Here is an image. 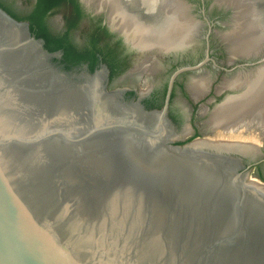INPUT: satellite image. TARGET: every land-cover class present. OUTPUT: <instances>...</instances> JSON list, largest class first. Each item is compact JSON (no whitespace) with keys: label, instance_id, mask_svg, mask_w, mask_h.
I'll use <instances>...</instances> for the list:
<instances>
[{"label":"water","instance_id":"95a60500","mask_svg":"<svg viewBox=\"0 0 264 264\" xmlns=\"http://www.w3.org/2000/svg\"><path fill=\"white\" fill-rule=\"evenodd\" d=\"M50 59L0 9V264H264V185L250 179L264 146L250 158L177 134L169 94L147 112L108 92L103 72ZM240 59L228 65H264ZM91 97L123 116L87 124L73 107Z\"/></svg>","mask_w":264,"mask_h":264},{"label":"flooded vegetation","instance_id":"af4514ba","mask_svg":"<svg viewBox=\"0 0 264 264\" xmlns=\"http://www.w3.org/2000/svg\"><path fill=\"white\" fill-rule=\"evenodd\" d=\"M115 1L120 6V16L143 19L151 25L169 15L170 5L174 4V0ZM176 3L181 5L178 15L192 23V35L184 46L168 49L152 44L134 47L116 26L119 16L108 0H0V9L28 25L31 34L51 55L50 61L56 68L67 73L103 72L108 92H122L124 103H139L147 112L162 110L169 94L166 119L174 132L183 135L181 132L186 130L184 134L191 138L202 137L210 133L205 122L216 106L228 95L242 91L218 92L219 88L236 76L250 77L249 72L257 68H232L229 59L223 60L227 47L222 35L224 29L230 28L231 10L219 8L214 0ZM208 21L212 28L207 43ZM161 27L162 31L166 29ZM207 52L210 61L190 70L206 58ZM232 62L245 61L236 58ZM180 69L185 70L175 75L171 83ZM197 80L202 82L204 90L195 97L191 86L199 83ZM263 165L252 170L261 171ZM256 177L263 180L264 176L260 173Z\"/></svg>","mask_w":264,"mask_h":264},{"label":"bare ground","instance_id":"6f19581e","mask_svg":"<svg viewBox=\"0 0 264 264\" xmlns=\"http://www.w3.org/2000/svg\"><path fill=\"white\" fill-rule=\"evenodd\" d=\"M108 1L110 8L119 16L115 22L116 26L127 36L134 47L152 44L166 49L176 48L184 46L191 39L193 26L191 22L184 21L187 19L178 15L181 7L176 3L178 0H174V4L170 5L169 15L153 21L155 24L152 25L143 19L129 20L124 15L120 16L119 4L115 0ZM255 1L258 5H254L253 0H216L218 5L225 8L230 7L233 10V16L230 19L231 29L222 35L229 53V63L236 58L258 56L264 50V34H262L264 33V25H262L264 24V11L255 9L263 7L264 0ZM161 26L166 27L164 32ZM249 73L250 77L236 78V76L233 80L225 81L219 88L218 92L223 89L242 91L224 99L205 122V129H209L219 146L232 145L230 148L251 158L254 157L258 148L264 145V65ZM191 90L195 97L198 96L202 93L201 90H204L202 82L191 86ZM87 100L94 104L89 105ZM87 100L73 107L87 124L89 120L99 123L120 119L123 116L113 114L109 107L101 104V100L97 98L91 97ZM70 102L75 103L76 101ZM183 131L181 133H186V130Z\"/></svg>","mask_w":264,"mask_h":264},{"label":"rangeland","instance_id":"374dc122","mask_svg":"<svg viewBox=\"0 0 264 264\" xmlns=\"http://www.w3.org/2000/svg\"><path fill=\"white\" fill-rule=\"evenodd\" d=\"M252 1V0H251ZM254 1V5H258V3H257V1H255V0H253ZM264 3V2H263ZM256 10H258V11H261L262 12V10L264 11V6L263 7H261V8H255ZM262 25H264V24H262ZM264 27V26H263ZM231 29V27L227 30V29H224V31L223 32H227V31H229ZM262 34H264L263 32H262ZM262 54H264V50H263V52H261V54H259V55H262ZM254 57V56H253ZM227 59H229V53H228V50H226V52L223 54V60H227ZM261 67V66H260ZM258 128H260V127H258ZM264 145H262V146H260V148L261 147H263ZM262 174L263 176H264V165H263V167H261V171H259V170H257V169H253V170H251V172H250V179H251V177L253 176V177H256V176H258L259 174ZM254 180V179H253ZM262 180V179H261ZM255 181V180H254ZM256 182V181H255ZM262 184L264 185V177H263V180H262Z\"/></svg>","mask_w":264,"mask_h":264}]
</instances>
